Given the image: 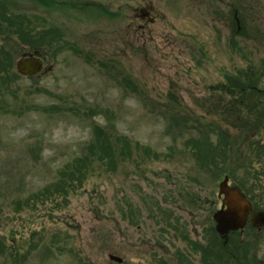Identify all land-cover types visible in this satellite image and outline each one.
Here are the masks:
<instances>
[{
    "label": "rangeland",
    "instance_id": "374dc122",
    "mask_svg": "<svg viewBox=\"0 0 264 264\" xmlns=\"http://www.w3.org/2000/svg\"><path fill=\"white\" fill-rule=\"evenodd\" d=\"M2 16L0 264H264V230L237 259L212 219L225 175L264 200V114L238 126L213 88L264 89V0H0ZM52 27L62 41L26 36ZM26 43L44 59L29 76Z\"/></svg>",
    "mask_w": 264,
    "mask_h": 264
},
{
    "label": "trees",
    "instance_id": "16d2710c",
    "mask_svg": "<svg viewBox=\"0 0 264 264\" xmlns=\"http://www.w3.org/2000/svg\"><path fill=\"white\" fill-rule=\"evenodd\" d=\"M0 19H1V21H0L1 22L0 23V35H4V32H6L8 29H10L11 28L10 26H12V25L8 24V26H5V24H7V19H5L4 16H2ZM233 24H234V29H237L236 23L234 22ZM29 31H27L26 36H28V37L33 36L34 37V35H36L38 38H34L35 40H43L42 38H40L36 34L34 29L31 28ZM19 35H21V34H19ZM26 44H28L30 46L29 43H26ZM31 49H34V47H31ZM0 53H1V50H0ZM254 85H255V83L249 82V80L247 82H245V81L240 80L238 78L227 75L224 83L218 84V85L214 86L213 88L215 91L220 92L219 95L230 96L229 99H235L236 102L234 104L229 103V102H227L225 104L223 102L224 100L221 98L220 102H222V103L221 104L217 103L216 104L217 107H215V110L216 109L218 110V107L220 109H222L223 111H224V109H226V111L230 117L236 116L237 120H238V118L242 119L241 123H239L238 126L243 125V126H247V128L248 127L257 128L258 127L257 125L260 124V121L257 118L263 116V114H264V111L259 106V104H260L259 99L261 100V96L264 95V89L263 90L255 89ZM258 95H261V96L257 101L256 96H258ZM247 96L251 97L250 99L252 100V104H249L248 102L243 101L244 98ZM202 106H203V104H202ZM252 117L255 120H253ZM228 123H229V120H228ZM254 124H256V125L254 126ZM230 126L235 127L236 125L230 124ZM101 129H104V128H102L99 125H96L94 127V137L88 141L89 142L88 144H91L90 147H94V144H92V143H95V141L99 143V140L101 138L107 136L106 134L101 133L102 132ZM104 139L105 138L101 139L100 141H102ZM118 140L120 141L121 139L118 138ZM188 142H191V141H188ZM100 145H101V153L102 154H104L103 152H105V153L114 152L113 151V143L111 145H106V146H104L100 143ZM102 150H103V152H102ZM81 155L76 156L74 158L75 159L80 158Z\"/></svg>",
    "mask_w": 264,
    "mask_h": 264
},
{
    "label": "water",
    "instance_id": "95a60500",
    "mask_svg": "<svg viewBox=\"0 0 264 264\" xmlns=\"http://www.w3.org/2000/svg\"><path fill=\"white\" fill-rule=\"evenodd\" d=\"M42 62L36 57H22L17 60L16 68L20 73L33 74L41 69ZM220 193L224 194L223 204H226V209H221L214 214V219L217 222V231L225 235L229 229L241 226L245 220L249 210L248 202L240 195L239 191L234 187L228 186L227 178L219 184ZM116 261L120 258L110 256Z\"/></svg>",
    "mask_w": 264,
    "mask_h": 264
},
{
    "label": "flooded vegetation",
    "instance_id": "af4514ba",
    "mask_svg": "<svg viewBox=\"0 0 264 264\" xmlns=\"http://www.w3.org/2000/svg\"><path fill=\"white\" fill-rule=\"evenodd\" d=\"M258 202V201H257ZM252 204V210H251V214H254V213H256V212H258V211H261V210H264V200L263 201H261V203L259 202V203H254V205H253V203H251ZM253 231H259L258 229H255L254 227H250Z\"/></svg>",
    "mask_w": 264,
    "mask_h": 264
}]
</instances>
